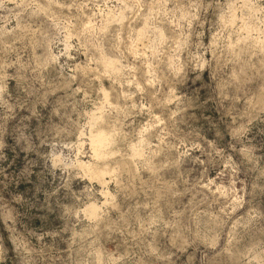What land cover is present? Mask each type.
<instances>
[{
	"label": "rangeland",
	"instance_id": "rangeland-1",
	"mask_svg": "<svg viewBox=\"0 0 264 264\" xmlns=\"http://www.w3.org/2000/svg\"><path fill=\"white\" fill-rule=\"evenodd\" d=\"M0 264H264V0H0Z\"/></svg>",
	"mask_w": 264,
	"mask_h": 264
},
{
	"label": "bare ground",
	"instance_id": "bare-ground-1",
	"mask_svg": "<svg viewBox=\"0 0 264 264\" xmlns=\"http://www.w3.org/2000/svg\"><path fill=\"white\" fill-rule=\"evenodd\" d=\"M142 30L143 29H141V31ZM106 64L112 68H116L118 66L112 60H107ZM111 140H112L111 135L109 133H107L106 131H104L102 129H97L95 131L91 130L89 133V142H90V146H91V149L93 151L94 156L97 158H104V156L106 154V149L110 145ZM136 151L138 153V150H136ZM77 163L82 168H84L88 173H90V175H93L95 178L99 179L100 181H102L104 179V171L103 170H99V169L98 170H91L90 165L84 161H81V160L78 161ZM97 209H98L97 205L92 203V204L87 206L86 212L89 215L94 216L97 213Z\"/></svg>",
	"mask_w": 264,
	"mask_h": 264
}]
</instances>
